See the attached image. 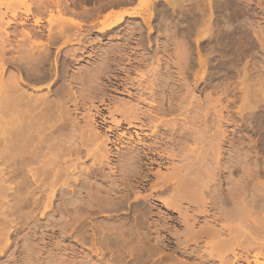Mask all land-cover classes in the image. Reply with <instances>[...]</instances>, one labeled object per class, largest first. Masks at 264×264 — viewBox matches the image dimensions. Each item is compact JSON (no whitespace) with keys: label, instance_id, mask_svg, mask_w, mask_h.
Masks as SVG:
<instances>
[{"label":"bare ground","instance_id":"6f19581e","mask_svg":"<svg viewBox=\"0 0 264 264\" xmlns=\"http://www.w3.org/2000/svg\"><path fill=\"white\" fill-rule=\"evenodd\" d=\"M104 1L106 4L118 3L116 0ZM156 1L137 0L139 9L106 14L98 31L106 34L107 31H113L124 17H139L147 26V35L138 37L144 42L133 47L134 50H151L155 46L156 50L162 52L161 56H153L152 60H148L147 58L151 57L146 54L139 55L137 59L127 57L128 54L124 57L120 53L128 45L123 44L116 46L110 57L106 56L107 52L106 57L93 61L86 67H77L83 57L88 56L84 46L80 49L79 46L73 47L78 38L72 29L81 28V21L61 14V0H0V264L33 262V246L29 244L16 245L13 252L6 254L14 241H9L8 231H11V234L14 232V235L19 232L20 218L17 215L19 221L17 218V222L15 221V211L20 208L29 211L26 206H30L43 217L46 215V209L55 202H58L57 205H64L65 210L72 208V212L63 209V215L64 212L68 211L70 214L75 211L89 215L93 213L95 217L98 210L107 214L109 210L118 212L119 209H126V216H117L116 223L110 225L100 220L101 222L96 221L93 227L91 224L88 228L93 235H97L96 231L101 232L100 237L102 233H106V237L108 235L113 244H119L121 247L132 243L135 246V260L145 261L149 257L150 249H146L151 244V228L154 226L157 229L151 209L149 206L145 208V203L140 199L141 196L139 197V191L146 190L149 191L148 195H159L164 205L173 209L172 212L177 211V218L185 234L182 235V240L175 242V249L180 247L179 253L198 257L199 263L193 264H259V256L264 253V221H259L257 216H253L257 205H254L255 193L252 192L254 200L247 199L241 205L237 202L245 192L254 189L249 178L255 173L251 174V169L248 170L245 167L247 165L242 166L240 162L241 169L237 163L230 165L228 161L224 162L221 154L223 143L228 139L219 118L228 121L231 120L230 115H221L222 108L211 102L213 100L218 103L219 99H211L209 95L201 98L196 94V91L201 93L210 85L206 71L208 57L201 55L206 45L201 46L200 41H197L194 48L192 45L198 55L194 60L192 55L190 56L192 48L188 41L177 40L176 32L172 35L174 48L169 41H153L151 33L155 31V27L150 20L155 17L156 12L151 10V5L157 4ZM163 1L171 6L183 3L181 0ZM204 1H207L209 6L216 4L220 9H234L230 18L237 19L234 17L238 15L237 11L235 12L238 0ZM256 3L257 7L261 8L264 0H256ZM188 4L192 9H199L201 6L199 0H189ZM51 6L58 15L59 24L54 30L49 27L44 39L43 31L39 28H21L18 34L21 36L20 40L15 39L18 37L13 32L15 30H8L12 24L27 26L26 19L34 8L37 13H41ZM262 7L264 9V6ZM48 12L49 16L54 14L51 9ZM172 15L164 13L158 20L165 32L168 28L165 22L170 20ZM211 15L207 19L208 22L212 18ZM39 20L40 16H35L34 23L38 25ZM189 22L183 29L187 30V34L194 33L197 39L203 36L210 38L215 33H212L213 29L207 21L204 22L208 24L205 30L196 28L201 24L197 16ZM139 24L135 23L129 27L127 34H142L143 28ZM262 29L258 27L253 35L264 51ZM240 31L228 23L214 36H227L234 43ZM25 38L28 39L27 42ZM68 45L70 48L62 50ZM53 48L54 54L51 51ZM171 48L175 50L174 59L167 60L164 56L169 57L168 51ZM63 51L65 55L61 57ZM117 54L119 56H116ZM89 55L96 56L93 51ZM195 64V69L198 67V70L194 69ZM7 65L14 67L16 73L10 72V76L5 78L3 68ZM242 69L241 88L244 92L241 98H247L251 85L248 82L247 69L245 66ZM262 75L260 73L254 79V85H257L256 96L261 98L264 97ZM28 81H31V84L34 82L33 87L29 84L34 90L32 93L25 92L21 86L26 85ZM42 88L47 91L38 93ZM209 104L211 107L207 109L205 106ZM209 109L213 110L217 121H209ZM176 159L183 162L179 160L181 164L176 165ZM167 166L170 170L162 173L161 168ZM105 168H108V171H105ZM236 171H241L244 176L241 174L240 178L233 179L228 175ZM225 172L228 174L225 175ZM93 178L99 180V183L92 181ZM225 181L229 184L227 188L223 187ZM116 193H119V196H113ZM132 195L131 200H135L133 205V202L129 204ZM183 203L188 206H182ZM230 203L232 206H229ZM23 206L25 207L22 208ZM19 212L21 211H17ZM27 214L24 216L27 217ZM73 216L69 215L66 222L69 223V217L73 219ZM79 216L77 217L80 221L81 217L85 220L88 215L82 216L79 213ZM94 217L90 216L91 219ZM103 217L113 218L115 215L110 213ZM31 220L33 219L29 221ZM200 221L204 224L195 229ZM128 222L131 223L127 225ZM20 224L23 228L24 224ZM29 224L31 226L30 222ZM74 225H77V221ZM33 226L37 229L35 224ZM44 226L46 227L45 224ZM72 226L73 224H70V227ZM69 228L67 229L70 230ZM83 228L78 226L75 229L88 230L85 225ZM224 232L228 235L226 238ZM253 232L255 236L252 235ZM256 233L259 235L256 236ZM64 234L65 231L63 236ZM47 235L50 236L45 234L44 238ZM19 237L23 236L19 234ZM81 238L84 240V237ZM156 241L155 245L158 239ZM165 241L167 242L161 243V240L157 245L161 248L172 247L171 241ZM82 243L80 244L84 245ZM152 245L155 248V245ZM19 247L23 251H18ZM229 253L232 255L229 256ZM19 254L23 255L20 257ZM3 256H6V259L1 260ZM174 260L177 261L174 264H187L179 262L181 259ZM240 261L242 263H239ZM36 262H40L38 257Z\"/></svg>","mask_w":264,"mask_h":264},{"label":"rangeland","instance_id":"374dc122","mask_svg":"<svg viewBox=\"0 0 264 264\" xmlns=\"http://www.w3.org/2000/svg\"><path fill=\"white\" fill-rule=\"evenodd\" d=\"M116 1L118 3L113 2V3H107L106 4L104 0H61V14H63L66 17H73V19L75 18L76 20L81 21V26H82L81 28H78V29L73 28L72 29L73 30L72 32L75 33V35H76L75 37L78 38L77 43L74 44L73 47L79 46V49H80L81 47L83 48V46H84V49L86 51L85 53L88 56H84L83 60H81L78 63L77 67H79V65H80V67L81 66L86 67L87 65L92 64L93 61H97V60H99L103 57H106V56L110 57L112 54V51L115 50L114 48H116V46H120L123 44L128 45V47L126 49H123L121 51L122 53H120L124 57H126L128 54L127 57H130V58L135 57L137 59L140 57L139 55L145 56V54H146V55L151 57V58H147V59L152 60L153 56L156 57L157 55L158 56L162 55V52L159 50H156L155 46H153L151 48V50H147V49L144 50L145 48H143V49L139 48V49L134 50L135 48H133V47H136L139 43L144 42V40H140V39H138V37L147 35V33L145 31L147 29L146 28L147 26L144 24L142 19L139 17H137V18L124 17L121 20V23L119 22L112 29L113 31H110V32L107 31L106 34H105V32L98 31V27H100L102 25L101 21L104 19V16L106 14H108L110 12H115V11L139 9V5L137 3V0H130V1L116 0ZM188 1L187 0H181V2H183L182 4L180 3L181 5L177 4L176 6L175 5L171 6L168 3L164 2L163 0H160V3H159V0H157L156 1L157 4L155 3V4L151 5V10H153L154 12L157 13V14L155 13V17L150 20V23L155 27V31L151 33V39L153 41H156V42L157 41H159V42L169 41V42H171V46L174 48V45L172 44L173 43L172 35L176 32L175 36L177 37V40L182 39V40L188 41L191 48H192V45H193V48L195 47V45L197 44V41L198 42L200 41L199 43H201V46L206 45L205 51H202L201 55L204 58L208 57V61H207L208 63L206 66V71H207V78L210 81V85L201 93L196 91L197 92L196 94H199V96H201V98H205V97H207V95H209L211 97V99L212 98L213 99H219L218 103L214 102L213 100L211 102L213 104L217 105L218 107L222 108V114L221 115L224 116V115H226V113H228L230 115L231 120H228V121H226L224 118H219V122L221 123V125L225 129V134L227 135V139H228L225 143H223L224 144V147H223L224 152L222 151L221 156L223 155L222 158L224 159V162L228 161V163L230 165L233 164V162L237 163L238 166L240 165L239 166L240 169L242 166L247 165L248 167L247 166H245V167L248 168V170L251 169L250 170L251 174L255 173V175H253L252 177L249 178L252 180V183L254 185L252 187L254 189H251V191H249V192H245L243 194V196H240L241 198L237 199V202H239V205H241V204H243V202L245 200L247 201V199L250 200L252 198L254 200L253 195L255 193L254 196H256V201H254V205H255V203L257 205H255L254 211H256V212L253 214V216H255V217L257 216V219L259 221H260V219L262 221H264V218H263L264 217V215H263L264 214V208H263L264 207V97L261 98L259 96H256L255 88L257 85H254V79H256V76L258 74L261 73V74H263L262 76L264 77V51H262L263 49L261 48V46H259L256 38L253 35L254 31L258 27L263 28L262 30L264 31V9H262L263 8L262 6H264V5H261V8H259V7H257L256 0L255 1L254 0H238V4L236 7L237 9H235V12L237 11L236 13H238V15L236 14V17H234V19H236V18L237 19L232 20L231 19L232 17L230 15L233 14L234 9H225L224 7H223L224 9L222 7L220 9L217 7L216 4L215 5L213 4V6H215V7H213L212 5H211L212 6L211 7L207 3V1H204V0H199V4L201 5V6L198 5L199 9H195V8L192 9V6H189V4L191 5V1L189 4H188ZM205 3H207V4L205 5ZM113 4H115V5H113ZM198 6H196V7H198ZM205 6H206V8H204ZM208 6H209V8H208ZM178 7H180V8L178 9ZM181 7H183V9ZM53 8L54 7L51 6V7H49V9L45 10V12L44 11L41 13L39 12L40 14L37 13L36 9L34 8L32 14H31L32 16L29 14L30 17L28 16L26 19V25L27 26H20V25L16 26L15 24H12L11 27H9L10 29H8V30H15L13 32H15V34L18 36V37L16 36L17 38H15V39L20 40L19 37H21V36L18 34H20V32H21V30H22L21 28H25V27H27L29 29L34 28V30H37L39 28V30L43 31L44 37H42V39H44L45 35L47 33V29H49V27L50 28L52 27L51 29L54 30L55 27H57L59 24V20L57 17L58 15H56L57 13H56L55 9H53ZM50 9L53 10V13H54L51 16H49V12H48V10H50ZM192 10H194L195 12L193 13ZM164 13L165 14L170 13V16L173 14L172 18L170 20H167L168 21V22L166 21L167 23L165 22V25L168 26V28L166 29V32L163 30L164 27L160 26L158 23V20H160L161 17L164 16ZM188 13H189V15L191 14L192 16L191 15L189 16ZM210 14H212L211 15L212 18L208 22L207 19L209 18ZM34 15L40 16V20H39L40 22H38V25L34 23V19H35ZM196 16L198 18L199 23H201V24L198 23L199 25L196 26V28H198L200 31H203L208 27L207 23H209L213 29L212 33L215 32L214 35H216L217 31L219 32V29H220V32L222 31V26H224L228 23H231L232 25H234L237 30H239V31L241 30L240 33H238V35H237V40H235L236 43L235 42L233 43L230 39L227 38V36L224 37L222 35L216 36L217 38L214 35H212L210 38L203 36V37H200L197 39V37L195 35H193L194 33L191 32L190 34H187V30H185L183 28H185V26L187 27L188 23H190L189 21L190 20L192 21V19H195ZM33 17H34V19H33ZM107 20H109V18ZM156 20H157V22H156ZM206 21H207V23L205 24L204 22H206ZM135 23H138V24L140 23L139 25L143 28L142 34L136 33L133 36L128 35L126 30L129 27L133 26ZM169 25H171V26H169ZM178 26H179V28H178ZM241 27L243 30L241 29ZM27 28H25V29H27ZM244 28H246V29L244 30ZM167 33L169 34V36ZM181 34H183V35L181 36ZM241 36H242V38H241ZM62 40H63V37H61V42H62ZM226 40H227V42H226ZM25 41L27 42L28 39H26ZM244 42H246V43H244ZM242 45L244 46L243 48H242ZM66 48H70V46L68 45L67 47L63 48L62 50H66ZM173 48H171L168 51L169 57L164 56L167 60L169 58H171V60L174 59L175 50ZM193 48L190 50V56L192 55L191 57H193V59L195 60L198 55H197L195 49H193ZM231 48L233 51L231 50ZM91 50L95 53L96 56L89 55V53L92 52ZM51 51H52V54L55 53L54 48L51 49ZM145 51H146V53H145ZM147 52H148V54H147ZM105 53H107L106 56H105ZM160 53H161V55H160ZM63 55H65L64 51L61 52V57ZM116 56H119V55L117 54ZM195 66H197V65L196 64L193 65L194 69H195ZM243 66H245V68L248 71V75H249L248 82L251 85V91L249 92V96L247 98L246 97L241 98L243 96V92H244V91H242V88H241V86H242L241 85V77H242ZM142 70H145V69H142ZM195 70H198V67ZM10 72L15 74L16 73L15 68L12 66H9V65H7L3 68V76H5V78H6V76L7 77L10 76V75H8V74H11ZM71 73H72V69H70V71H69V74H71ZM263 80H264V78H263ZM27 83H26V85L23 84L21 86H22L23 90H25V92L32 93V91H34V90H32V87L34 86L33 85L34 82H32V84H31V81H28ZM29 84L32 85V87ZM46 91H47L46 88H42L41 91H37V92L38 93L39 92L44 93ZM35 92H33V93H35ZM121 97H123V95ZM211 104H209L205 107H207V109H208V107H211L210 106ZM212 119L214 122L217 121L216 116L213 114V110L209 109V121L211 123H212ZM126 150L127 149H123V151H126ZM179 160L181 162V159H178V160L176 159L174 161V163L176 165H179L183 162V160H182V162L180 163V162H178ZM235 160H237L238 162ZM239 160H241L242 162ZM244 160L247 162H245ZM88 162H90V161H88ZM88 162H86V163L88 164ZM239 162L242 163V166ZM243 162H245V163H243ZM107 169L108 168H105V171ZM169 170H170V167L167 166V168H163V169L161 168L160 171L162 173H167ZM227 174H228V172H225V175H227ZM241 174H243V173H241V171H236V172H233V173L228 174V175L231 176V178L236 179V178H240L239 176ZM243 176H244V174H243ZM93 180L96 181L95 183H99V180H95L94 178L92 179V181ZM100 184L103 185L102 183H100ZM228 185L229 184L226 183V181L223 183L224 188H227ZM146 191H145L146 193L144 191H139V192H141L142 195L143 194L148 195L147 193L149 191L148 190H146ZM225 191L226 190H224V192ZM252 192H254V193H252ZM137 193L138 192H136V194ZM251 193H252V197H251ZM261 193H263V194H261ZM141 194L139 195V197L141 196L140 199H142V201L145 203V205H143V206L145 208H148V206H149V209H151L150 210L151 214L154 215L153 216V219H154L153 222L155 224H157V225H155L157 227V229H160V230H157L154 228V226H152V228H151V230H152L151 235H150V237H151L150 243L151 244L148 245L149 247L146 249V250L150 249L148 252V255H149L148 259L149 260L148 259H146L145 261L144 260H135V257H134V255L136 253L135 252V246L132 243L131 244L129 243L130 246L127 244L126 247L125 246L123 247V245L121 247L119 244H115V243L113 244V242L110 241V238H108V235L106 237V235H105L106 233L105 234L102 233V237H100L99 235L101 232L96 231L97 235L96 234L93 235V234H91L92 231L90 230V228H88L89 225L92 224L91 226L93 227V225L96 224L95 222L96 221L99 222L100 220H103V222H107L108 224L113 223V222L116 223L115 220L117 219V216H120V217L126 216L125 215L126 213H124V211H126V209H124V210L122 209L121 211H119L120 210L119 209V210H117L118 212L115 211L116 213L109 210V211H107L108 212L107 214L105 211L98 210L96 212L97 215H95V217H94L93 213L91 215H89L85 211H82V212H85L87 214H84V213L81 214V212H75V211H73V213H71L72 208L69 207L68 209L71 211V212L69 211L70 214L67 213L68 212L67 211L66 213L64 212V215H63L62 212L66 211L68 209L65 210V208H64L65 206L62 205L61 203H59V205H57L58 202L51 204L50 205L51 208L49 206L46 209V213H45L46 215H44L43 217L39 216L38 211L33 210L30 206H28V207L26 206L27 210H29V211L24 210L25 206L22 207V208H24L22 210L26 211L25 213L22 210H20L21 208L20 209L18 208L19 210L15 211L16 212L15 221H16V218L18 215V217L20 218V221H19V218H17L18 219L17 221H19V223H18L19 232H18V235L17 234L14 235V232L11 234V231L9 232L7 229L5 230V232L8 231L9 239H10L9 241L14 240L12 242V245L7 250L6 254L13 252L16 248V245L20 244L19 246H22V244L25 243V244L31 245V247L33 246V248L31 249L32 252H34V254L32 253L33 254L32 255L33 256L32 264H70V263L71 264H174L175 262H177L174 259H177L178 261L181 259V261H179V262H183V263H187V264H191V263L193 264L194 262L199 263L198 257L188 256V254H186V253L185 254L184 253L182 254L181 252L179 253V251H181L180 247H179L180 250H179V248L175 249V247H176L175 242H177V240H182L183 236L185 234V233L183 234V232H184L183 226L177 218V213H176L177 211L174 210V212H172L173 209L171 207L165 206L163 201H161V199L159 198V195H157V196H156V194L148 195V196L143 195L144 197L142 198ZM117 195L119 196V193L118 194L116 193V195H113V196L116 197ZM260 195H263V197H261ZM68 196H70V195H68ZM132 197H133V195L129 199V201H130L129 204L131 202H133L132 203V205H133V204H135V202H134L135 200L134 199H133L134 201L131 200ZM157 197H158V199H157ZM182 206L186 207V206H188V204L183 203ZM229 206H232V204L230 203ZM56 207H58V208L56 209ZM30 208L33 210L32 213H31L32 210ZM53 209H55V210H53ZM58 210H60L59 211L60 213L59 212L57 213ZM17 211H21V212H19L21 214L17 213ZM34 211H35V213H34ZM101 211H102V213H101ZM23 213L25 215L28 213L27 217L24 216ZM36 213H37V215H36ZM74 213L75 214L78 213V214L75 216ZM79 213L82 216L83 215H85V216L88 215V216L85 218V220L81 217L80 218L81 222H80L78 219V217H80ZM110 213H112V215H115V217H113V218L103 217V216L109 215ZM29 214H31V215L29 216ZM32 214L33 215L35 214L36 216L35 215L33 216ZM66 214H67V216H66ZM72 214L76 217L75 220H74V216ZM21 215L24 217V218L22 217L23 220L20 217ZM69 215L73 216V219H72V217H69V219L71 218L70 220L72 222L71 221H70L71 223L69 221L68 222L70 224H73V226H75V227H73V226L70 227V224L66 222V220L68 219L67 217ZM92 215L94 218L91 219L90 216L92 217ZM31 216H32V218H30ZM65 216H66V220H65ZM30 219H33V220L29 221ZM81 219H83V220H81ZM129 220H131V217L129 218ZM26 221H27V223H26ZM40 221L42 224L40 223ZM73 221H75V222H73ZM76 221H77V225L79 226V228L84 229L83 227L85 225V229L87 228L88 230L87 231L86 230L85 231L80 230V229L76 230L75 228H78L77 225H74L76 223ZM21 222L24 224L25 228L24 227L22 228L23 225L20 224ZM29 222L31 223V226H30ZM37 223H39L40 225H38ZM48 223L51 224L53 229H51V226ZM53 223H55V224L53 225ZM130 223L131 222H128L127 225ZM19 224H20V226H19ZM34 224L38 230L35 229V227L33 226ZM44 224L46 225V227L44 226ZM80 224H82L81 227H80ZM203 224H204V222L200 221L196 225L195 229L198 228V226L203 225ZM6 225H8V223H6ZM86 225H87V227H86ZM27 226L29 227V229L27 228ZM66 226H67V228L70 227L69 228L70 230H68L66 228ZM242 226L244 228V225H242ZM71 228H72V230H71ZM20 230H22V231H20ZM33 230L34 231L36 230L35 234H34ZM64 231H65V234H64L65 237L63 236ZM76 231H77V233L78 232L81 233L80 231H82V233L81 234L78 233V235H77ZM71 232L74 234L72 235ZM19 234H20V236H23V237H19ZM45 234H50V236L47 235V237L44 238ZM223 234L226 235V236L224 235L225 238L228 236L225 232ZM256 234H257L256 236L259 235L258 233H256ZM252 235L255 236V233L253 232ZM85 236L88 238H86ZM81 237H84V240H82ZM242 237H243V235L241 236V238ZM79 239H81V240L79 241ZM157 239H158V243H156V245L160 244L159 242H161V240H162L161 243L167 242L165 240H169V241H171L172 247H162L161 248L160 245H157V247L159 248L158 249L155 245V241ZM92 240H95V241H92ZM85 241H86V243H85ZM93 242H95V243H93ZM96 242H97V244H96ZM80 243H82L84 245H81ZM91 243H92V246H91ZM152 244H154L155 248H157V249H155ZM151 245H152V248H151ZM172 249H175V250H172ZM18 251H23V249L21 247H19ZM21 255H23V254H19L20 257H21ZM158 255H159V257H158ZM231 255L232 254L229 253V256H231ZM36 257L39 258L40 262H36ZM34 258H35V260H34ZM4 259H6V256L1 257V260H4ZM259 259H260L259 264H264V253H263V255L261 254V256H259ZM19 263L22 264V261H19ZM239 263H242V261H240ZM204 264H206V263H204ZM243 264H244V262H243Z\"/></svg>","mask_w":264,"mask_h":264}]
</instances>
